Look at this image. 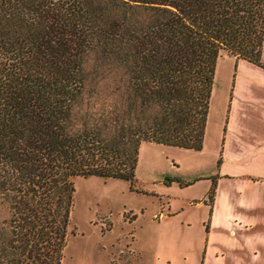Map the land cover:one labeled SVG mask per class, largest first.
<instances>
[{
	"label": "trees",
	"instance_id": "obj_1",
	"mask_svg": "<svg viewBox=\"0 0 264 264\" xmlns=\"http://www.w3.org/2000/svg\"><path fill=\"white\" fill-rule=\"evenodd\" d=\"M263 34L264 0H0V264L60 263L74 176L199 149L217 56L264 67Z\"/></svg>",
	"mask_w": 264,
	"mask_h": 264
},
{
	"label": "rangeland",
	"instance_id": "obj_2",
	"mask_svg": "<svg viewBox=\"0 0 264 264\" xmlns=\"http://www.w3.org/2000/svg\"><path fill=\"white\" fill-rule=\"evenodd\" d=\"M260 61L264 64V34ZM249 68L224 52L217 56L199 149L142 140L131 185L96 175L72 178V205L59 264L153 263V249L162 244L160 234L167 227L155 221V213L166 198L175 206L203 194L205 176L217 169L233 74ZM6 214L1 208L0 215Z\"/></svg>",
	"mask_w": 264,
	"mask_h": 264
},
{
	"label": "crops",
	"instance_id": "obj_3",
	"mask_svg": "<svg viewBox=\"0 0 264 264\" xmlns=\"http://www.w3.org/2000/svg\"><path fill=\"white\" fill-rule=\"evenodd\" d=\"M235 61L251 68L233 74L217 169L200 197L161 202L152 264H264V67Z\"/></svg>",
	"mask_w": 264,
	"mask_h": 264
}]
</instances>
